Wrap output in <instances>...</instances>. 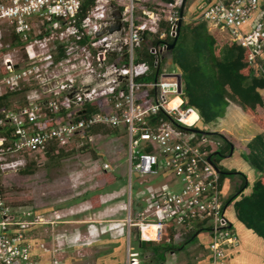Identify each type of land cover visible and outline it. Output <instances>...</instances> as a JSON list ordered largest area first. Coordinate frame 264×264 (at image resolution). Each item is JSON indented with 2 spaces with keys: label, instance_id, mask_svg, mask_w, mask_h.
Here are the masks:
<instances>
[{
  "label": "built area",
  "instance_id": "built-area-1",
  "mask_svg": "<svg viewBox=\"0 0 264 264\" xmlns=\"http://www.w3.org/2000/svg\"><path fill=\"white\" fill-rule=\"evenodd\" d=\"M82 1L0 0V101L24 91L21 102L0 106V175L20 167L25 155L53 145L61 149L94 127L123 129L128 144L127 202L121 208L125 217L109 229L124 228L126 264H140L129 242L132 231L140 242L159 244L169 232L179 240L183 231L199 223L210 228L209 251L218 261L220 247L236 243L223 214L227 196L210 156L220 142L185 132L198 119L187 121L197 113L186 106L176 73L160 70L149 83L136 81L150 71L135 56L144 42L143 33L156 34L164 20L173 38L182 0L153 3L151 8L148 0H93L81 17ZM110 5L120 11L123 34L96 36L114 22L109 19ZM262 7L264 0H215L200 8V18L246 49L252 63L264 49ZM166 48L162 43L149 46L154 68L158 69ZM59 50L62 57L57 58ZM85 105L96 111L80 114ZM159 114L165 119L151 124ZM102 170L109 166L103 164ZM162 173L178 188L144 187L137 193L139 204L134 209L131 180ZM19 216L20 212L10 213L0 191V264H34L24 229L37 221ZM56 243L51 250L54 257L63 251L62 243Z\"/></svg>",
  "mask_w": 264,
  "mask_h": 264
},
{
  "label": "trees",
  "instance_id": "trees-1",
  "mask_svg": "<svg viewBox=\"0 0 264 264\" xmlns=\"http://www.w3.org/2000/svg\"><path fill=\"white\" fill-rule=\"evenodd\" d=\"M165 1L171 3L173 0ZM213 2L208 3L206 6L211 5ZM92 3L93 0L82 1L81 17L85 15ZM262 9L264 11V7ZM177 13H179V9H177ZM195 19L194 22L185 21L182 14L178 36L171 52V64L178 70L181 77L182 98L186 106L192 107L198 115V121L185 132L194 134L198 139L208 135L220 141L216 152L210 155L213 164L222 171V174L219 175L220 186L224 185L225 180H231L234 176L241 180L236 192L226 197L225 206H232L235 224L243 226L245 230L254 234L264 243V134L253 137L246 145L247 152L242 153L240 156L246 168L245 170H248L250 175L257 174L252 188H249V182L244 172L225 169L220 166L222 159L230 153V143L220 135L205 132L202 128L214 123L217 119H221L228 103L238 105L244 112L249 114L253 113L256 107L264 106V98L258 93L259 90H264V61L261 58L264 49L259 57L249 63L246 49L230 41L218 45L217 39L208 32L207 24L201 20L200 11ZM169 31V23L161 20L158 23L156 34L143 33L144 42L136 50L135 56L136 61L147 63L150 71L145 77L136 79L137 82L149 83L160 74L163 60L160 59L158 69L154 68V56L149 53L148 48L150 45L155 46L158 43L171 44L173 38L169 37ZM160 33L164 34L162 39L158 37ZM60 57H62V52L59 50L57 58ZM21 94L24 95V91L19 94H12L9 99L1 100L0 106L11 104V99ZM95 111L94 106L85 105L80 114ZM160 119L165 118L159 114L153 117L150 123H156ZM47 121H50V119L48 118ZM97 132L114 135L117 130L96 127L89 131V135ZM89 135L86 134L83 137ZM56 150L53 145L45 153L51 155ZM247 188H249L248 193L245 192ZM226 210V208L223 210V214L231 224ZM229 231L236 238V243L223 244L220 247L222 256L218 261L226 257L228 252L237 249L239 245V231L237 228L231 225ZM187 232L190 234L184 235V242L182 243L184 245L193 242L195 233L205 232L208 234V241L204 246V250L208 254V260L212 262V254L209 251L212 241L210 228L205 226L204 223H199ZM170 235L169 240H171L173 234ZM182 244L178 247H181ZM137 246L142 252L150 250L153 257L159 261H162L165 253L172 249L170 243L164 242L155 244L137 241ZM118 255H120V251H118Z\"/></svg>",
  "mask_w": 264,
  "mask_h": 264
},
{
  "label": "rangeland",
  "instance_id": "rangeland-1",
  "mask_svg": "<svg viewBox=\"0 0 264 264\" xmlns=\"http://www.w3.org/2000/svg\"><path fill=\"white\" fill-rule=\"evenodd\" d=\"M210 1L186 0L183 10L184 20L196 21L195 18L200 8L206 6ZM146 4L148 7L153 5L152 3ZM136 13L137 17L140 16L138 8ZM227 42L229 39L220 38L218 45ZM167 71L174 72L175 68L171 67ZM22 96L24 97L23 94L13 97L11 105L14 101L19 102ZM218 121L219 119L215 122ZM212 124L202 127L203 131L211 132ZM208 138L217 141L214 137L208 136ZM125 139L123 131H117L114 135L103 132L85 138L76 136L66 146L56 150L51 155H47L46 151L25 155L22 157L20 167L0 175V191L10 213L36 211L42 220L38 228L43 239H46L44 236L50 233L44 230L49 225L47 223L50 222H54L56 226L55 234L64 230L73 232L75 229L83 232L86 226L96 223L95 221H100L97 213L102 208L99 206L98 196L117 190L120 192L126 185V176L123 175L126 171ZM214 147L215 145H211V150H214ZM222 163H220L222 168L227 169L234 166V168L244 172L249 182V188H252L256 173L250 175L248 170H245L243 163L240 164L235 159H229ZM103 164L109 166L108 171L102 170ZM231 183L233 194L239 187L241 180L239 178L231 179ZM120 200L116 199L114 202H109L107 207H112ZM84 207L87 210L80 212ZM66 211L72 213L68 218L65 220L63 217L56 218V215L60 216ZM227 213L229 214L228 211ZM103 219L109 221L107 224L110 225L114 221L113 217ZM61 221H68L69 224L64 225L60 223ZM180 238H184V235L181 234ZM92 239L94 240L93 236L86 240V245L74 250V252L71 251L72 253L68 255L82 264H86L85 262L88 264H112L118 259L120 248L113 246L111 239L101 237L97 241L94 240L95 242H92ZM120 241L122 242V240ZM130 242L135 245L133 240ZM133 253L137 254L136 252ZM148 253L150 250H146L144 254L148 255ZM204 255L206 256L205 252ZM137 257L140 264H145L142 255L137 254ZM189 260L191 259L186 258L181 261L185 264H193Z\"/></svg>",
  "mask_w": 264,
  "mask_h": 264
},
{
  "label": "crops",
  "instance_id": "crops-1",
  "mask_svg": "<svg viewBox=\"0 0 264 264\" xmlns=\"http://www.w3.org/2000/svg\"><path fill=\"white\" fill-rule=\"evenodd\" d=\"M164 1L165 0H160V1L148 0L147 2L152 4L154 3V5H157V4H161ZM213 1L215 0H211L208 3H211ZM206 26L208 32L211 33L217 39V41L220 38L229 39L228 36H226L227 34L224 30L221 31V29H217L208 25ZM261 58L264 61V51L262 53ZM161 59L163 60L162 70L169 73L167 70H169L171 67L174 66H172L171 58L168 56L167 52L162 54ZM174 73L179 74L176 68ZM258 93L262 98H264V90H259ZM194 116H196V118L198 119V115H194ZM116 130L123 131L127 139L126 132L123 129H116ZM210 131L211 132L208 133H216L230 143V153L226 155V157H224L221 162L229 159H235L236 162L242 164L243 161L240 159V156L242 153L247 152L246 145L248 144V142L256 135L264 134V106L256 107L253 113L249 114L244 112L238 105L233 103H228L225 109L224 116L221 119H219L218 122L212 124V128ZM97 134H100V132L90 135L88 132L87 135L93 136ZM125 142H126L125 143L126 144L125 161H126L128 144H127V140ZM232 167L233 168H227V169H235L236 171H239L237 168H234V166ZM239 172H241V170ZM126 173H127V163H126V171L125 173H123V175L126 176V185L123 186L120 192L117 190L109 194L98 196V200L100 204L99 206L102 208V210L97 213V217L100 219V221H95L96 223L86 226L83 232H80L79 229H75L73 232L64 230L61 233L55 234L56 226L54 222H50L47 223L49 225H47L44 229L47 230V233L48 231L50 233L47 236L46 235L44 236V238L46 239H43L38 228V226H40V224L42 223V220L37 214V212L20 211L19 218L21 220L37 221V223L35 222L32 225L25 227L24 229L25 239L28 243L32 245L31 256L33 263L34 264H82L78 262V260H76L75 258L70 257V255L68 254L86 245L85 243L86 240L92 238L93 236L95 241L99 240L101 237L111 239L110 241L113 242V246L115 247L117 246L118 248H120V255H118V259H116L115 262L112 264H126L127 239L124 232V228L117 230L109 229L110 224H107L109 221L103 219L105 217H113L114 221H112L111 223H115L117 221L124 219L125 213L121 208L127 202L128 178ZM233 179L234 180L238 179V177L234 176ZM131 182H132L131 199L133 202L134 209H136L139 204L138 203L139 200H137V193L141 191L144 187L150 186L154 188H159L163 185H167L169 186V188L171 187L173 189L178 188L176 181L172 179L167 173H162L156 177L146 178L144 181L133 179L131 180ZM139 182H142V184L139 185L138 184ZM223 189L226 196L232 194L231 180L228 179L224 181ZM248 191L249 188L245 190L246 193H248ZM116 199L118 201L120 199L121 200L117 204H113L112 207H107V204L109 202H114ZM225 208L227 209L226 211L229 212V214L227 212L226 214L227 216H229V221L231 222L230 227L231 225L233 226L236 225V228L239 231V239H238L239 245L237 249H233V251L228 252L226 257H224L220 261L210 262L208 260V254L204 250V246L208 241V234L205 232H199L197 234L195 233L193 236L194 237L193 242L185 245L182 244L184 242V238H180L179 240H176L175 238H173L172 235L171 240H169V237L171 236L170 234H173V232H169V236L166 238V240H164V243L167 244L170 243L172 249L165 253L162 261L156 260V258L153 257L151 252L148 253V255L147 254L145 255L144 254L145 252H142L140 250V248L137 246V241L139 240L137 239V236L134 231H132L130 234V241L133 240V242H135V245H132L131 242L130 241L129 242L134 252L139 254V256L141 255L143 256L142 258L144 259L145 264H185L182 261H184L186 258H190L191 260L189 261H191L193 264H264L263 241L260 240L251 232L245 230L243 226L235 224L233 218L234 211L231 205H228V207L225 206ZM81 210L82 211L80 212H84L85 210H87V208L84 207ZM26 213H29L30 214L29 217L31 218L26 217ZM70 214H72L70 211H66V213H63L60 216L56 215V218L63 217L65 220V218H68ZM60 223L64 225L69 224L68 221H61ZM187 233L189 232L183 231L181 234L186 235ZM190 233H192V231H190ZM94 240L92 242H95ZM120 240H122L123 243ZM58 241L62 243L63 251L62 253H60L57 256L55 255L56 257H54L51 253V250L55 249V246L57 244L56 242ZM180 244H182V246L178 247ZM204 252L206 256L204 255ZM85 263L88 264L87 262Z\"/></svg>",
  "mask_w": 264,
  "mask_h": 264
},
{
  "label": "water",
  "instance_id": "water-1",
  "mask_svg": "<svg viewBox=\"0 0 264 264\" xmlns=\"http://www.w3.org/2000/svg\"><path fill=\"white\" fill-rule=\"evenodd\" d=\"M186 0H182L180 7H179V14H178V19L176 22V28H175V34L173 36V41L171 44L167 45V54L168 56L171 58V52L175 46V42L178 36V31H179V26L181 23V19H182V14H183V9H184V5H185ZM109 19H112L114 22L107 24L106 26H103L101 28V30L96 34V36H100L103 34H112V33H117L118 36L123 34V28H124V24L120 21L121 20V15H120V11L113 5H110L109 7ZM119 44L115 45L114 48L118 47ZM176 79H177V83L178 86H181V77L179 74L175 75ZM211 162V161H210ZM213 167L215 168V170L217 171L218 174H222V171L219 170V168L213 164Z\"/></svg>",
  "mask_w": 264,
  "mask_h": 264
},
{
  "label": "bare ground",
  "instance_id": "bare-ground-1",
  "mask_svg": "<svg viewBox=\"0 0 264 264\" xmlns=\"http://www.w3.org/2000/svg\"><path fill=\"white\" fill-rule=\"evenodd\" d=\"M176 103V101L173 102V104ZM195 116L194 115H190L188 118V123H191L194 120Z\"/></svg>",
  "mask_w": 264,
  "mask_h": 264
},
{
  "label": "flooded vegetation",
  "instance_id": "flooded-vegetation-1",
  "mask_svg": "<svg viewBox=\"0 0 264 264\" xmlns=\"http://www.w3.org/2000/svg\"><path fill=\"white\" fill-rule=\"evenodd\" d=\"M226 157V156H225Z\"/></svg>",
  "mask_w": 264,
  "mask_h": 264
}]
</instances>
